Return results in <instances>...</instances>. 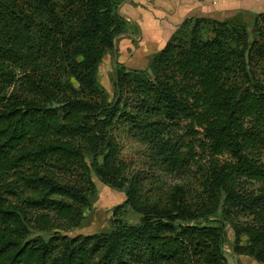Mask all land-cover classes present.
Wrapping results in <instances>:
<instances>
[{
  "label": "trees",
  "instance_id": "obj_1",
  "mask_svg": "<svg viewBox=\"0 0 264 264\" xmlns=\"http://www.w3.org/2000/svg\"><path fill=\"white\" fill-rule=\"evenodd\" d=\"M123 2L0 0V264H228L227 227L233 253L264 264V13L252 40L246 24L186 19L151 76L116 68L110 102L98 73L126 33ZM119 125L167 174L209 158L202 200L176 187L142 202ZM93 175L126 194L115 212L128 205L140 223L32 238L81 224Z\"/></svg>",
  "mask_w": 264,
  "mask_h": 264
},
{
  "label": "rangeland",
  "instance_id": "obj_2",
  "mask_svg": "<svg viewBox=\"0 0 264 264\" xmlns=\"http://www.w3.org/2000/svg\"><path fill=\"white\" fill-rule=\"evenodd\" d=\"M118 9L120 10V7ZM137 12L141 17L146 13L142 10H138ZM257 15L242 10L229 15L223 21L236 25L246 24L250 39L252 40L254 32L253 22ZM123 18L127 21L126 33L116 38L115 50L105 56L98 73L100 87L108 94L110 102L113 101L115 94L116 68L124 67L129 71L139 70L151 76L150 63L152 58L159 52V49L161 50L166 45L165 43L154 46V44L146 41L147 36L144 38L145 41L141 40L140 28L136 24L131 23L126 17L123 16ZM148 35V37L151 36L150 33ZM205 37L210 38V35L205 34ZM151 38H154V36ZM115 134L120 145L121 160L127 165V177L138 182L142 202H162L170 193L174 192L176 187H183L193 202L202 200L203 175L201 172L204 170L209 158L201 155L197 158L198 163L188 169L186 173L170 175L156 167L148 149L131 137L128 127L123 125L117 126ZM221 159L222 161L226 160L225 158ZM227 159L229 160V158ZM101 161L102 159H100ZM92 177L96 190L95 194L90 198V205L85 210L84 219L81 224L69 231L38 232L34 230L31 234L32 238L43 236L49 239L55 232L70 237L78 235L88 236L96 233L110 232L112 225L119 221L126 224L140 223L143 216L128 205L121 207L119 211L115 212L116 208L125 203L127 199L125 193L112 188L95 175ZM71 181L75 182V179L72 178ZM5 197L8 203L19 206L22 204V200L18 202V198L14 196L6 195ZM226 234L225 256L228 264H259L251 257L244 258L235 255L233 253L235 245L233 230L227 227Z\"/></svg>",
  "mask_w": 264,
  "mask_h": 264
},
{
  "label": "crops",
  "instance_id": "obj_3",
  "mask_svg": "<svg viewBox=\"0 0 264 264\" xmlns=\"http://www.w3.org/2000/svg\"><path fill=\"white\" fill-rule=\"evenodd\" d=\"M136 10L146 13L141 17ZM242 10L253 14L264 13V0H124L119 12L140 28L141 40L147 36L146 41L156 46L167 44L188 18L207 17L223 21Z\"/></svg>",
  "mask_w": 264,
  "mask_h": 264
}]
</instances>
